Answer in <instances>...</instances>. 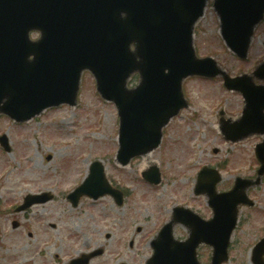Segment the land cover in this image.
<instances>
[{
    "label": "water",
    "instance_id": "1",
    "mask_svg": "<svg viewBox=\"0 0 264 264\" xmlns=\"http://www.w3.org/2000/svg\"><path fill=\"white\" fill-rule=\"evenodd\" d=\"M1 1L9 8H20L22 15L16 23L10 24L9 17L4 27L0 25V115L23 123L47 108L65 103L75 107L80 79L87 70L94 76L102 99L117 108L119 148L115 158L124 166L135 156L147 157L158 148L164 127L181 109L189 107L183 95L184 80L219 76L224 87L240 91L245 100L239 123L229 130L221 127L224 139L239 142L264 134V86L256 88L251 80L261 70L257 78H264V62L250 76L230 78L212 57L195 54L193 30L205 14L207 0ZM212 9L220 23L223 43L234 55L246 59L254 30L264 16V0H214ZM30 30L41 32L39 39L29 40ZM134 74L139 75V83L129 89ZM0 141L9 151L5 135ZM255 151L262 164L257 178L236 179L230 192L216 194L215 184L220 177L215 170L203 168L199 172L195 193L207 194L214 219L201 225L190 221V236L183 243L174 241L175 221L169 222L153 242L154 255L147 264H198L194 249L202 242L213 247L212 264L224 262L238 205H252L245 192L260 184L264 175V141ZM90 170L85 184L70 197L111 194L121 204L120 195L104 179L102 166L95 163ZM206 175H211L208 183L203 181ZM142 177L154 184L161 179L157 167ZM90 179L99 183L89 185ZM39 201L45 199L27 196L17 210ZM182 211L186 210L176 208L173 217ZM187 212L190 215L191 211ZM256 250L255 264H264V239ZM90 257L83 255L81 260L85 263Z\"/></svg>",
    "mask_w": 264,
    "mask_h": 264
},
{
    "label": "rangeland",
    "instance_id": "2",
    "mask_svg": "<svg viewBox=\"0 0 264 264\" xmlns=\"http://www.w3.org/2000/svg\"><path fill=\"white\" fill-rule=\"evenodd\" d=\"M207 13L196 32L197 55L213 56L230 76L250 72L264 58V23L256 31L249 58L240 61L222 44L214 12ZM184 89L191 108L165 129L162 146L151 155L163 177L156 186L140 178L141 158L128 168L113 164L116 110L99 98L88 73L76 109L48 110L23 126L1 118L0 135L7 134L11 151L0 148V264H68L76 255L97 249L102 254L88 264H145L152 254L149 242L168 222L173 206H186L206 217L211 214L207 198L193 192L199 169H218L219 192L231 189L236 177H255L259 162L253 150L261 140L232 145L215 129L220 108L233 115L240 112L241 96L223 88L218 78H194ZM96 160L102 162L106 177L125 190L124 202L117 205L104 196L74 208L61 196L64 193H57L59 180L73 181L65 191L67 197L84 182L89 164ZM48 190L55 194L52 200L13 212L26 193ZM247 195L254 206L239 208L225 264H253L252 247L264 235V178ZM13 221L18 222L17 229L11 226ZM173 231L177 239L187 235L181 225ZM210 253L209 247H202V264L208 263Z\"/></svg>",
    "mask_w": 264,
    "mask_h": 264
},
{
    "label": "bare ground",
    "instance_id": "3",
    "mask_svg": "<svg viewBox=\"0 0 264 264\" xmlns=\"http://www.w3.org/2000/svg\"><path fill=\"white\" fill-rule=\"evenodd\" d=\"M144 164L142 165V167H143V170H144V168H146L148 165H151L154 161H152L151 160V156H147V157H145L144 158ZM61 182H62V185L63 186H69V184L72 182L70 179H65V178H63L62 180H61Z\"/></svg>",
    "mask_w": 264,
    "mask_h": 264
}]
</instances>
